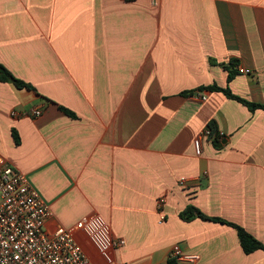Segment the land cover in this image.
<instances>
[{"label":"crops","instance_id":"obj_1","mask_svg":"<svg viewBox=\"0 0 264 264\" xmlns=\"http://www.w3.org/2000/svg\"><path fill=\"white\" fill-rule=\"evenodd\" d=\"M0 63L32 86L0 81V154L49 226L101 214L125 240L112 264L175 246L191 264H264L234 226L181 216L192 205L264 243V108L208 88L264 106V0H0Z\"/></svg>","mask_w":264,"mask_h":264},{"label":"built area","instance_id":"obj_2","mask_svg":"<svg viewBox=\"0 0 264 264\" xmlns=\"http://www.w3.org/2000/svg\"><path fill=\"white\" fill-rule=\"evenodd\" d=\"M153 4L158 6L160 0H153ZM239 70L251 72L248 68ZM195 93L201 100L207 99L203 92ZM33 114L41 116L42 110L35 108ZM211 134V129L206 127L194 138L196 155L202 154L203 140ZM185 180L181 178V184ZM163 202L162 198L159 204ZM52 215L50 206L29 177L0 154V264H98L87 254L79 236L94 247L103 264H112L115 251L125 244L124 239L113 235L110 223L99 213L72 226H49ZM197 259V254L175 246L162 264H191Z\"/></svg>","mask_w":264,"mask_h":264},{"label":"trees","instance_id":"obj_3","mask_svg":"<svg viewBox=\"0 0 264 264\" xmlns=\"http://www.w3.org/2000/svg\"><path fill=\"white\" fill-rule=\"evenodd\" d=\"M230 78L232 77V73H230ZM0 81H12L14 82V84L17 87H29L32 88V86L26 82H24L23 80L15 77L12 72L7 69L2 63H0ZM203 88V87H201ZM208 88H210L211 90H222L224 91L227 95L237 98L238 100H241L242 102H244L245 104H247L250 108L255 109L257 107H263L260 104H255V103H251L248 102L242 98H239L235 95H233L228 89H224L221 88L217 85H211ZM185 94V93H184ZM62 109H64L66 112L69 113V111L63 107H61ZM211 129V128H210ZM212 131V130H211ZM14 137L16 139V143L19 144L20 143V138L18 136V134L14 131ZM182 218L184 219H192L194 217H201L203 219H211L214 221H220V222H224V223H228L232 226H234L237 231H238V235L240 238V242L241 245L244 249V251L246 253H251L257 249H264V243L262 241H260L259 239H257L256 237H254L251 233H249L246 229H244L243 227L239 226V225H235L229 222H225L224 220H222L221 218H217V217H210L208 215H206L205 213H203L202 211H200L198 208L194 207V206H188L182 213H181Z\"/></svg>","mask_w":264,"mask_h":264}]
</instances>
